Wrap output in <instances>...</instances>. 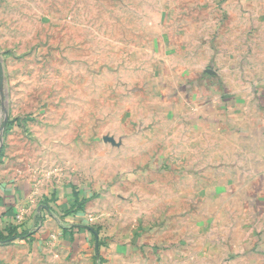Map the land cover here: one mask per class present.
<instances>
[{"label": "rangeland", "instance_id": "1", "mask_svg": "<svg viewBox=\"0 0 264 264\" xmlns=\"http://www.w3.org/2000/svg\"><path fill=\"white\" fill-rule=\"evenodd\" d=\"M225 1L0 0V115L21 123L0 148L18 178L85 201L54 213L51 237L1 246L0 264H150L164 220L194 213L197 169L213 160L192 126L194 83ZM72 225L98 232L83 228L87 249L59 243Z\"/></svg>", "mask_w": 264, "mask_h": 264}, {"label": "crops", "instance_id": "2", "mask_svg": "<svg viewBox=\"0 0 264 264\" xmlns=\"http://www.w3.org/2000/svg\"><path fill=\"white\" fill-rule=\"evenodd\" d=\"M217 11L210 63L194 83L201 100L192 125L210 140L213 160L197 169L202 196L195 200L196 210L186 219L164 220L162 246L152 243L146 252L150 264H264V0H227ZM1 118L0 137L9 133L2 130L6 116ZM220 141L226 149L219 150ZM73 191L18 178L2 151L0 230L11 223L15 233L28 236L0 241V247L10 239L39 243L51 237L47 222L58 221L59 211L74 203ZM72 227L80 228L54 230L59 243L87 249L85 228L64 233ZM117 247L114 253L126 254L127 246ZM135 249L142 260L143 248Z\"/></svg>", "mask_w": 264, "mask_h": 264}, {"label": "trees", "instance_id": "3", "mask_svg": "<svg viewBox=\"0 0 264 264\" xmlns=\"http://www.w3.org/2000/svg\"><path fill=\"white\" fill-rule=\"evenodd\" d=\"M20 121L17 119L15 120L14 122H6V125H5V128H4V134H6L7 132H9L11 130V128H13L14 125L20 127ZM1 152L0 151V157H1ZM80 191H74L73 193V201L74 203L71 205V207L73 208V211L72 212H76V211H80L82 209V205L83 203L85 202L83 198H80ZM68 209H65L64 211H67ZM74 229H77L79 230L80 228H69V229H65L64 230V233L66 231H69V232H72ZM86 229V228H85ZM86 230H89L93 233V235H95L96 237L98 236V232L95 231V230H92V228L90 229H86ZM2 232H6L7 233V236L4 237L2 236ZM16 232V228H14V226H12L11 223H6L5 227L0 230V241H3V240H6V239H9V238H14L15 236H21L22 238L24 237H27L28 236V233L26 231H23L19 234L15 233ZM101 244L98 242V247H100Z\"/></svg>", "mask_w": 264, "mask_h": 264}, {"label": "water", "instance_id": "4", "mask_svg": "<svg viewBox=\"0 0 264 264\" xmlns=\"http://www.w3.org/2000/svg\"><path fill=\"white\" fill-rule=\"evenodd\" d=\"M3 83H4V74H3L2 63H1V61H0V97H1V100H3V96H2ZM6 121H7V120H5L4 123H3L2 130H3V128L5 127ZM78 227H80V228L90 229V227L85 226V225H78ZM11 241H12V239H10V240H8V241H4V243H9V242H11Z\"/></svg>", "mask_w": 264, "mask_h": 264}]
</instances>
